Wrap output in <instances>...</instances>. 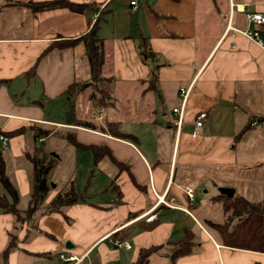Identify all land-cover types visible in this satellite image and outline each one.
Instances as JSON below:
<instances>
[{"label": "crops", "instance_id": "obj_1", "mask_svg": "<svg viewBox=\"0 0 264 264\" xmlns=\"http://www.w3.org/2000/svg\"><path fill=\"white\" fill-rule=\"evenodd\" d=\"M30 1L0 0V135L8 138L7 148H0V163L18 191V204L27 198L25 208L17 207L26 210L30 199L28 153L35 145L49 151L47 144L55 146L60 138L56 132L71 130L81 145H104L109 154L95 165L91 149L74 146L91 153L81 190L73 177L58 184L52 171L44 204L57 192L68 191L71 183L84 196L62 212L42 208L18 221L0 209V254L10 239L14 245L6 264H31L52 253L59 259L55 264H129L141 247L173 243L186 231L193 234V250L173 264H264L263 252L222 245L206 226L207 218L200 216L195 198L198 182L209 176L213 204H219L213 199L222 194L221 187L251 201L264 200V23L257 27L260 42L245 33L255 29L245 13L264 15V0H142V8L135 0L131 13L145 22L143 28L117 19L118 9L107 7L111 0H71L110 9L103 21L113 15L110 22L100 24V19L97 33L104 39L101 75L111 78L115 88H109L112 103L103 107L102 120L92 122L99 126L115 121L119 130L121 116L139 117V133H127L126 139L99 127L66 124V112L74 113L80 99L85 108L74 115L90 120V108L94 116V91L88 87L76 98L67 96L65 88L79 79L81 63L87 65L84 47L80 42L62 48L53 44L86 33L96 11H32ZM122 2L131 10L130 0ZM141 40L150 58L139 54ZM82 69L88 77V65L87 71ZM180 88L188 93L177 127L173 108L182 103ZM121 97H127L125 110L119 105ZM199 111L207 114L196 127ZM35 132L42 133L41 139H33ZM103 161L115 167L111 175L100 171ZM97 170L104 185L90 191ZM184 186L191 187L193 203ZM162 196L169 206H157L147 222L146 212ZM219 211L223 214L220 206ZM105 236L127 241L130 247L113 245ZM60 254L77 261H65ZM154 261L169 264L167 257L154 256Z\"/></svg>", "mask_w": 264, "mask_h": 264}, {"label": "trees", "instance_id": "obj_2", "mask_svg": "<svg viewBox=\"0 0 264 264\" xmlns=\"http://www.w3.org/2000/svg\"><path fill=\"white\" fill-rule=\"evenodd\" d=\"M28 5L32 11L65 7L71 11L85 14H88L90 9L98 12V17L86 33L75 39L58 41L53 45L62 48L71 47L80 42L84 47V57L88 65L89 78L85 80H74L68 84L65 88L67 96L76 98L86 88L92 87L94 91L92 93L94 107H104L112 103L111 93L107 86L104 85L103 87H98L96 90L93 89V86H96L99 82H108L101 75V67L104 63V39L98 35L97 31L101 17L104 14H108L110 9H102L97 4L74 2L71 0H32ZM138 49L143 59L150 58V50L146 46L145 40L140 41ZM66 114V121H68L66 124L68 125L92 130H97L96 127H99L100 131L109 133L114 137L123 139L129 137L127 133L118 130L117 122L115 121H106L103 126H97L88 119L77 118L70 110ZM249 123H251V120H249ZM48 133H50V130L46 131V134ZM63 133V136L59 137L65 139L71 145L91 149L95 165L102 155L109 154V151L104 145H81L76 141L71 130H65ZM41 134V132L33 133V139H39ZM240 134H238V137ZM28 156L32 167V181L29 203L24 211L17 207L19 200L18 191L6 174L4 164L0 163V183L4 189V194L0 196V209L3 212L10 213L14 217V220L20 221L24 216L31 215L32 217L34 212L42 208V212H62L65 207L75 203L79 199H83L84 196L82 193L77 192L74 184L71 183L68 191L57 192L48 203L44 204L45 198L52 189L51 173L57 165L59 158L42 145H35L32 151L28 153ZM213 200L219 202L224 219L222 221L207 219L205 224L217 234L221 244L233 248L264 253V200L251 201L235 195L227 197L224 194L214 196ZM192 239L193 234L190 231H186L181 239L173 243L141 247L138 250L136 258L129 264H152V258L154 256L167 257L169 264H173L176 258L193 250L194 243ZM13 247V240L10 239L9 245L0 254V264H6L8 252Z\"/></svg>", "mask_w": 264, "mask_h": 264}, {"label": "rangeland", "instance_id": "obj_3", "mask_svg": "<svg viewBox=\"0 0 264 264\" xmlns=\"http://www.w3.org/2000/svg\"><path fill=\"white\" fill-rule=\"evenodd\" d=\"M136 1H137V6L138 7L140 6L142 8L144 2H142V0H136ZM122 4H123L122 0L121 1L120 0H111V2L109 4H107V7L112 9V11H116V9H118L119 12H118L117 17H116L117 19H121V20L127 19L128 23L134 24V26H135V22H136V23H138V25H137L138 27L143 28L145 26V22L140 18H135V14H134L135 12L131 13L129 6H126L125 4L122 5ZM112 16L113 15H111L110 17L107 15L104 16V18L106 19L104 21L102 20L103 17H101L100 24H102V21H103V23L104 22H110ZM133 17H134V20H133ZM107 26H109L108 23H107ZM133 32L135 33L136 30H134ZM83 67H85L86 71H87L86 63H84V62L81 63V67H80L81 69H80V74H79L78 80H85V79L89 78V77H87V75L84 76L82 74V70H83L82 68ZM104 78L108 82H106V81H104L106 83H100L99 82V83H97L96 86L93 87V89H95V87H96V89L98 87H103L104 85L107 86V88H115V84H113V81L111 78H106V77H104ZM110 80H111V82H110ZM116 88L119 89V84H116ZM118 99H119L120 107L125 110L127 108V103H128L126 101L127 97H121ZM85 105H86V102L84 99L77 100L75 105L73 106L72 110L76 114L78 112V110H83L85 108ZM99 108L100 107H98V106L97 107L93 106L94 116L89 114L91 110H90V108H88V110H89L88 117L90 118L91 121L98 122V121L102 120L104 112L100 116L98 114ZM138 118L139 117L134 118V117H129L127 115L121 116L119 130L121 132L131 133V134L137 136V132L139 133V128H138L139 124L137 123ZM103 121H105V119H103ZM137 124H138V126H137ZM100 126H103V125H100ZM64 129H62V130H64ZM64 131L56 132V134L58 136H63ZM50 132H52V130H50ZM60 138H55V140H57L55 146L49 145V144H52V142L47 144L49 146V149H50L49 151H51L53 154L58 155L61 158L57 167L53 170L52 179L55 182H57L58 184H64V182L68 178L70 179L73 177L76 179V187L79 190H81V189H83V187H85V185L87 183V177H88L89 171H90V169L88 167H89L90 161H91V153L88 151H83L82 149H77L74 146H72L70 143H68L65 139H63V138L60 139ZM48 146H47V148H48ZM107 164H109L108 161H103L101 166L99 165L101 168L100 171H102L104 174L111 175L112 171L115 170V167L113 166L112 169H110L111 167H109V165H107ZM102 172H99V170L94 172L93 177L91 178V182L88 184V189L90 191H94L98 187H100V185H102V186L104 185V182L102 180H100L102 178L100 175ZM197 185L199 187L196 189L195 198H196V202H197V207H198L199 212H200V216L205 217L207 219H211L213 221H222L224 219V215L221 213V211H219L220 204H213L210 201V197L212 195H214V193H215V189L213 186L212 179L209 176L203 177L198 182ZM177 191L178 190H176L175 188L172 190L173 193H176ZM178 194H180V195L182 194L181 196H183L185 201H187V199L185 198L183 193L178 192ZM26 203H27V198L25 197V198H21L20 203L18 205L21 208H25L27 205ZM56 262H59L57 254L52 253L51 255H48L46 258L32 260L31 264H55ZM154 263L160 264L159 262H156V261H154ZM60 264H62V263H60Z\"/></svg>", "mask_w": 264, "mask_h": 264}, {"label": "built area", "instance_id": "obj_4", "mask_svg": "<svg viewBox=\"0 0 264 264\" xmlns=\"http://www.w3.org/2000/svg\"><path fill=\"white\" fill-rule=\"evenodd\" d=\"M130 6H131V11H134L136 8V1L135 0H130ZM98 16V12H95L93 17H92V22L96 19V17ZM245 16L247 18V20L252 23L254 25V30H250L248 32H245L248 36H250L251 38H253L255 41L260 42L259 36H258V31H257V27L264 23V15L260 14V13H250V12H246ZM180 93L182 94V103L179 107L173 108V112L178 113V119L176 121V125L177 127L180 125L181 123V117H182V112H183V108H184V104H185V100L187 98V93L188 90L187 89H182L180 88ZM104 112V108L100 107L98 110V114L101 116ZM206 111H199L196 116H195V125L196 127H200L203 123V121L206 118ZM41 139V138H40ZM8 146V138L4 135H0V148L1 149H6ZM183 190L185 192V195L187 196L188 200L190 201V203L194 202V196H193V191L191 189L190 186H184ZM161 204L167 205L169 206V204L167 203V201H165L162 198H158L157 201L154 203L153 208H150L146 214H145V220L147 222H150L153 220L154 218V214H152L153 209H155L157 206H160ZM105 238H107L109 240V242L113 245H116L118 247L120 246H125V247H130L129 243L127 241H122L118 238H112L109 236H105ZM59 257L65 261H77L75 256L69 255V256H65L64 254H60Z\"/></svg>", "mask_w": 264, "mask_h": 264}, {"label": "water", "instance_id": "obj_5", "mask_svg": "<svg viewBox=\"0 0 264 264\" xmlns=\"http://www.w3.org/2000/svg\"><path fill=\"white\" fill-rule=\"evenodd\" d=\"M219 192L222 194H225L228 197H231L233 195L234 190L232 188L228 187H221L218 188ZM66 246L68 247V243L66 242Z\"/></svg>", "mask_w": 264, "mask_h": 264}]
</instances>
